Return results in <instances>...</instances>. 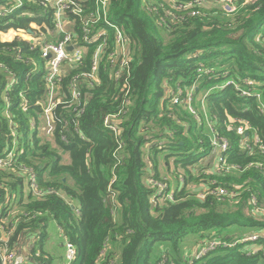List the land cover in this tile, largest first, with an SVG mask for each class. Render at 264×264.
<instances>
[{
  "label": "trees",
  "instance_id": "trees-1",
  "mask_svg": "<svg viewBox=\"0 0 264 264\" xmlns=\"http://www.w3.org/2000/svg\"><path fill=\"white\" fill-rule=\"evenodd\" d=\"M73 1L88 50L61 77L45 140L46 60L1 34L50 36L55 13L0 0V248L27 264H264V235L244 241L264 233V0L232 14L206 0ZM54 227L71 263L46 249Z\"/></svg>",
  "mask_w": 264,
  "mask_h": 264
},
{
  "label": "built area",
  "instance_id": "built-area-1",
  "mask_svg": "<svg viewBox=\"0 0 264 264\" xmlns=\"http://www.w3.org/2000/svg\"><path fill=\"white\" fill-rule=\"evenodd\" d=\"M255 0H249L248 2H253ZM208 2H221L224 4V9L228 14L235 13L237 10V3L236 0H206L202 1L203 6L207 7ZM201 3V4H202ZM42 5L45 8H51L54 10L55 13V20H56V31L51 33L50 36L46 37H39V38H32L30 41L31 43L35 44L36 46H40L41 54L43 59L46 60V69H47V77L45 82L47 84V95L50 97L51 102L50 104L44 109V115L46 119L52 120V114L55 110L56 106L61 104L63 101V94L61 90V77L64 73L70 72V70L74 67H77L80 63L83 62L85 58V54L88 50L87 47L79 46L76 38L73 36L72 32L66 29V25L70 24L67 21V13L71 12L73 14H80L81 10L79 6L73 0H42ZM108 6L107 0H99V7L100 10L106 11ZM89 23L85 24L84 33L88 34L89 30ZM109 27H116L115 25L108 22ZM33 26V25H32ZM9 32V31H8ZM61 34L60 36L58 34ZM28 34V32H27ZM29 35V34H28ZM56 37L54 42H47V39ZM88 36H85L86 39ZM36 40L38 42H36ZM35 41V43H34ZM95 42V40H94ZM93 43V41H91ZM73 47L72 51H69V48ZM67 70H64V69ZM96 80V79H95ZM76 96V94H73ZM41 104V103H40ZM43 106V105H42ZM238 134L243 135L244 129H238ZM224 148H227V143H224ZM264 151V148H263ZM3 165V161L0 160V167ZM159 188L163 189L164 184H159ZM35 189V188H34ZM205 193L200 195V198L205 197ZM221 195L225 194V191H220ZM264 235L262 234H254L250 235V237L246 238L245 242H252L253 247H257L258 239ZM214 244H212L213 246ZM66 260L68 263H71L76 258V250L69 244H66ZM260 249L257 248L256 252ZM0 261L1 264H27L28 258L26 255L17 254L14 252H10L7 247L3 249L0 248Z\"/></svg>",
  "mask_w": 264,
  "mask_h": 264
},
{
  "label": "rangeland",
  "instance_id": "rangeland-1",
  "mask_svg": "<svg viewBox=\"0 0 264 264\" xmlns=\"http://www.w3.org/2000/svg\"><path fill=\"white\" fill-rule=\"evenodd\" d=\"M207 8L208 9H211V10H215V9H219V10H223L224 12L227 11L224 9V4L221 3V2H216V3H213V2H208L207 3ZM74 26V25H73ZM34 29L36 28L35 25L32 26ZM66 29L72 31V26H70L69 24L66 25ZM26 31H16L14 29L12 30H9V32L7 33H4V34H1L2 36V41H5V42H12L16 37H19V38H23L25 40H28V41H31L32 38L34 39V37L28 35L27 33H25ZM56 40V37H54L53 39L50 38V39H47V42H54ZM36 42H38L36 40ZM35 43V41H34ZM122 45V44H121ZM122 51H126L127 47L125 46H121L120 48ZM64 70H67L66 68ZM189 98H191V101H192V95L190 94L189 95ZM189 101V99H188ZM51 102V99L50 97L46 94L45 95V101H41V105H43L44 108H46ZM194 110V109H193ZM50 127H51V122L49 119H46V116L44 115L41 119V130L39 131V136H41L43 139L45 140H48L46 138V136L49 135V132H50ZM165 155H163V157H165ZM163 174H166L168 180L171 181L172 184H175L176 180H175V175L172 176L171 173L169 172H164ZM193 186V185H192ZM190 189L193 191V189H196L195 187H190ZM176 190L175 187H173V191ZM65 255H66V252H65Z\"/></svg>",
  "mask_w": 264,
  "mask_h": 264
},
{
  "label": "crops",
  "instance_id": "crops-1",
  "mask_svg": "<svg viewBox=\"0 0 264 264\" xmlns=\"http://www.w3.org/2000/svg\"><path fill=\"white\" fill-rule=\"evenodd\" d=\"M53 230L54 231H53V236H52V245L50 247L49 246L46 247V249L48 251H51L53 254H55L57 249H58L59 253H61V254L63 253V255H61V256L65 257L66 256L65 255L66 244L64 245L63 240L61 239L62 237L60 238L57 228L54 227ZM22 255H25V254H22Z\"/></svg>",
  "mask_w": 264,
  "mask_h": 264
},
{
  "label": "water",
  "instance_id": "water-1",
  "mask_svg": "<svg viewBox=\"0 0 264 264\" xmlns=\"http://www.w3.org/2000/svg\"><path fill=\"white\" fill-rule=\"evenodd\" d=\"M28 33L32 35L33 34V31L29 30ZM72 50H73V47H70L69 48V51H72Z\"/></svg>",
  "mask_w": 264,
  "mask_h": 264
}]
</instances>
